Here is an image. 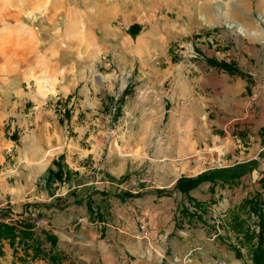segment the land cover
Segmentation results:
<instances>
[{"label":"rangeland","instance_id":"rangeland-1","mask_svg":"<svg viewBox=\"0 0 264 264\" xmlns=\"http://www.w3.org/2000/svg\"><path fill=\"white\" fill-rule=\"evenodd\" d=\"M73 152L85 181L122 174L106 198L90 191L99 221L85 194L55 203L39 188L46 163ZM262 152L264 0H0V210L15 222L49 205L34 212L59 264H252L257 220L241 206L264 201ZM252 160L236 184L190 193L202 219L180 193L153 194ZM3 250L0 264H21Z\"/></svg>","mask_w":264,"mask_h":264},{"label":"trees","instance_id":"trees-1","mask_svg":"<svg viewBox=\"0 0 264 264\" xmlns=\"http://www.w3.org/2000/svg\"><path fill=\"white\" fill-rule=\"evenodd\" d=\"M208 65L219 71L224 72L229 76H237L241 79H245L246 82L250 81V78L240 72L236 66L232 63L227 64L225 62H217L214 60H208ZM125 90L124 94H127ZM122 100H120L121 102ZM259 159H264V152L260 153ZM64 156L61 155L57 160H53L50 166L46 169L44 175L40 179L42 182V188L49 194H53L52 185L54 183L69 182L71 178V172L63 164ZM257 160H252L246 163L237 164L232 167L218 168L210 171L203 172L193 178H180L176 181L174 187L171 190L161 189L154 190L153 194L157 199L159 198H169L173 192L180 193L189 204L194 207L196 212L193 216H190L188 209L183 208L184 214L196 219H202L204 214L202 211L201 203L195 201L190 193L196 190L201 184L208 183L210 185V191H213L216 185H227L232 186L236 184L243 176L252 175L257 172L258 166ZM261 187L264 188V174H261ZM120 202H124L127 199H140L143 194L131 192H119L113 195ZM40 204H26L22 208V213L20 214V220L13 221L10 216V210H0V258L4 256L3 246L6 243L12 254L17 256L19 252H22V256H19L18 260L21 264H26V260L29 261H40L46 260L50 264H59L62 259L57 254V244L58 238L51 232L41 230L38 232L39 228L34 225L31 215L35 214L36 219H42V214L40 212H34V209ZM49 208V206H45ZM87 211L91 216L96 218L98 221L102 217L96 211L92 210L91 200L88 199L86 202ZM243 210L250 216H254L257 220V233L255 237L257 239L254 249L251 251V262L252 264H264V201H262L261 194L256 193L250 198H246L242 202ZM43 235V238H41ZM247 235V232L244 236ZM239 253L238 251L236 252Z\"/></svg>","mask_w":264,"mask_h":264},{"label":"crops","instance_id":"crops-1","mask_svg":"<svg viewBox=\"0 0 264 264\" xmlns=\"http://www.w3.org/2000/svg\"><path fill=\"white\" fill-rule=\"evenodd\" d=\"M246 82V81H245ZM250 85H248V83L246 82V86H245V89L246 90H249ZM34 149L35 151H38L40 152L39 150H37V143L34 144ZM75 152H73L71 155H66V154H63L64 156V161H63V164L66 166V168H68V170H70L71 172V178H70V181L69 182H62L60 184V186L58 188H53V194L52 195H49L46 191V194H47V200L48 201H56L55 203L57 202H60L62 200H64L65 196L68 194V193H74L75 195L81 193V194H85L84 197H83V200H84V204L86 206V202L88 199H91V193L90 191H94V192H97V194L101 195L102 198H106L107 196H109V190H112V186L113 187H116L119 189V187L121 188V184L118 183V181L120 180V177H122V174H116V173H113V172H106L108 173V177L105 178V176H103L101 178V181H94V180H87L85 181V179H83L81 177V173L85 171L84 168H81L80 167V164L78 165L77 162L75 163L73 161L74 159V154ZM62 155V154H60ZM59 155V156H60ZM57 156L56 158H51L45 165L44 169H43V173L45 172V170L50 166L51 162L53 160H57V158L59 157ZM80 169L82 170V172L80 171ZM87 172V171H85ZM43 176V175H41ZM40 176V177H41ZM38 181H40V178L38 179ZM39 188L42 189V182L39 184ZM101 186V188H100ZM120 192V191H119ZM170 198V197H169ZM168 199V198H167ZM42 205L44 208H47L45 206H49V205H45V204H40ZM92 205V203H91ZM50 207V206H49ZM87 209V207H86ZM93 210V208H92ZM48 232H51L52 234L54 235H57L55 234V231L53 229H50L47 230Z\"/></svg>","mask_w":264,"mask_h":264},{"label":"built area","instance_id":"built-area-1","mask_svg":"<svg viewBox=\"0 0 264 264\" xmlns=\"http://www.w3.org/2000/svg\"><path fill=\"white\" fill-rule=\"evenodd\" d=\"M59 186H60V183H54L53 184L54 188H58ZM31 218H32V221L34 222V225L39 227V225L41 223V219L37 220L35 214L31 215Z\"/></svg>","mask_w":264,"mask_h":264},{"label":"water","instance_id":"water-1","mask_svg":"<svg viewBox=\"0 0 264 264\" xmlns=\"http://www.w3.org/2000/svg\"><path fill=\"white\" fill-rule=\"evenodd\" d=\"M129 31L132 35H137L139 32V27L137 25L131 26Z\"/></svg>","mask_w":264,"mask_h":264},{"label":"bare ground","instance_id":"bare-ground-1","mask_svg":"<svg viewBox=\"0 0 264 264\" xmlns=\"http://www.w3.org/2000/svg\"><path fill=\"white\" fill-rule=\"evenodd\" d=\"M229 27H231V26H229ZM238 31H239V33H241L242 35H246V33H247V32H245V30H244L241 26L238 27Z\"/></svg>","mask_w":264,"mask_h":264}]
</instances>
